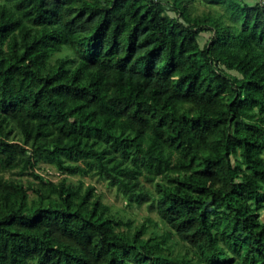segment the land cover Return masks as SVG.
<instances>
[{
    "label": "trees",
    "instance_id": "1",
    "mask_svg": "<svg viewBox=\"0 0 264 264\" xmlns=\"http://www.w3.org/2000/svg\"><path fill=\"white\" fill-rule=\"evenodd\" d=\"M193 1L0 0V264H264V0Z\"/></svg>",
    "mask_w": 264,
    "mask_h": 264
},
{
    "label": "rangeland",
    "instance_id": "2",
    "mask_svg": "<svg viewBox=\"0 0 264 264\" xmlns=\"http://www.w3.org/2000/svg\"><path fill=\"white\" fill-rule=\"evenodd\" d=\"M249 3H253L256 0H246ZM192 13L197 14L201 12H207L209 10L221 11V6L213 3L199 2L198 0L193 1ZM206 38V35H204ZM35 173L39 175L44 181L58 182L59 180L65 179L66 182L76 184L79 180L84 182V186L91 184L94 187V194L97 195L100 200L111 207L113 212H119L125 218H130L133 220V224L138 225L145 220L148 221V232L144 237H147L151 232H156V234H163L168 230L166 225L160 222L155 213V210L149 208L148 202L141 201V203H128L124 196L114 187L106 184L105 181L99 179L96 175H68L58 171L52 164L46 162H39L35 166ZM5 176L11 177L10 174L5 173ZM21 178L30 181H36L32 176L28 174H23ZM152 188L151 185L148 184ZM30 193V192H29ZM31 194V193H30ZM261 215L264 218V211H261ZM171 242L175 243V251L182 250V242H179L176 236L170 232ZM183 251V250H182Z\"/></svg>",
    "mask_w": 264,
    "mask_h": 264
}]
</instances>
